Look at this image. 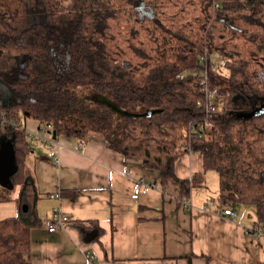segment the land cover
Masks as SVG:
<instances>
[{
  "label": "trees",
  "instance_id": "trees-1",
  "mask_svg": "<svg viewBox=\"0 0 264 264\" xmlns=\"http://www.w3.org/2000/svg\"><path fill=\"white\" fill-rule=\"evenodd\" d=\"M263 67L264 0H0V142H11L16 166L9 184L30 172L33 141L22 119L31 118L55 139L97 134L124 159L175 181L178 202L214 170L216 211L252 205L253 224L264 225V112L238 114L264 98V83L253 81ZM198 69L216 89L210 113L204 76L189 73ZM82 89L118 110L151 113H119ZM205 120L212 126L200 132ZM183 139L190 149H179ZM190 150L203 169L179 178L176 160ZM69 224L83 238L102 232L94 220ZM29 246L18 216L0 220V264H24Z\"/></svg>",
  "mask_w": 264,
  "mask_h": 264
},
{
  "label": "crops",
  "instance_id": "crops-1",
  "mask_svg": "<svg viewBox=\"0 0 264 264\" xmlns=\"http://www.w3.org/2000/svg\"><path fill=\"white\" fill-rule=\"evenodd\" d=\"M22 125L25 129L39 128V122L31 118H23ZM57 141L61 144L57 150L44 142H33L25 180L0 185V220L18 216L29 226L30 246L24 264L264 262V237L252 236L246 230L253 225L254 211L242 205L230 207L234 218L216 211L218 185L216 180L215 190L208 192L207 175L212 174L208 170L204 184L190 191L191 206L184 208L176 199L175 181L162 180L157 170L145 168L139 159H124L97 134L82 142L65 137ZM202 169L201 154L193 150L175 163L179 178H189ZM136 178L155 186L133 199ZM62 189H78L79 194L76 198L53 196ZM55 208L67 214L69 221L64 228L48 232L43 222ZM74 220H94L102 232L98 237L90 232L83 238L69 224Z\"/></svg>",
  "mask_w": 264,
  "mask_h": 264
},
{
  "label": "built area",
  "instance_id": "built-area-1",
  "mask_svg": "<svg viewBox=\"0 0 264 264\" xmlns=\"http://www.w3.org/2000/svg\"><path fill=\"white\" fill-rule=\"evenodd\" d=\"M69 0H65V4H67ZM204 60L203 56L199 57V61L202 62ZM204 78L202 81V90L205 94V99L202 102L203 107L207 113H210L216 109L214 99L216 97V89H210L208 87V81L206 78V70H202V74ZM253 81L264 83V67L260 68L255 75L253 76ZM262 103H264V98L258 99L252 103L250 106L249 111H253L254 109L258 108ZM212 126V123L208 120H205L204 122L200 123L198 126V130L203 132V130L208 129ZM26 132L28 133V137L33 142H44L47 144V147L49 149H55L57 150L61 144L57 141V139L53 138L52 132L50 131V127L48 126V129L39 130V129H26ZM190 149V144L186 140H181L179 142V149ZM155 186V183L147 181L143 178H136L133 181L132 184V192H131V198L136 199L139 197V195L145 191H147L149 188H152ZM53 196L59 198L60 194L57 192L53 194ZM180 204L184 208H189L191 206L190 201L188 200V197H183L180 201ZM224 214H229L231 217H235L236 214L234 211H232L229 208H225L223 210ZM69 221V216L65 213H63L59 208H55L52 215L47 217L43 225L46 228L48 232H53L58 229H62L66 226V223ZM247 232L255 237H264V225L263 224H253L250 227L246 228ZM260 264H264V262H261Z\"/></svg>",
  "mask_w": 264,
  "mask_h": 264
},
{
  "label": "rangeland",
  "instance_id": "rangeland-1",
  "mask_svg": "<svg viewBox=\"0 0 264 264\" xmlns=\"http://www.w3.org/2000/svg\"><path fill=\"white\" fill-rule=\"evenodd\" d=\"M189 73H191V74H202V70H199V69L198 70H191V71H189ZM77 93L79 95L85 96L87 99L91 100L92 102H102L109 109L117 110L119 113H130V114H138V115H149L151 113L148 110H143L142 112L118 110L117 105L115 103L111 102L110 100H108L106 98H103V97L95 94L90 89L78 90ZM214 103L215 104L217 103V101H215V99H214ZM255 110H253V111L244 110V111L238 112V114L242 115L243 117H246V116H249L251 113H253ZM208 171L212 173L209 175V177L207 175V188H208V192L211 193V191L215 190L214 182L217 180V174L214 170H208ZM216 197H217V195L215 196V198ZM210 200H211V197L209 198V201ZM239 205H242V207H246V209H248V210L251 209L254 211V207L252 205H247V204H239ZM246 209H244L242 211L245 216H247V212H248V210H246ZM249 212H251V211L249 210ZM253 218H255L254 214H253Z\"/></svg>",
  "mask_w": 264,
  "mask_h": 264
},
{
  "label": "water",
  "instance_id": "water-1",
  "mask_svg": "<svg viewBox=\"0 0 264 264\" xmlns=\"http://www.w3.org/2000/svg\"><path fill=\"white\" fill-rule=\"evenodd\" d=\"M255 110V109H254ZM264 112V103H262L256 110L251 113L259 114ZM53 138H55V132H52ZM16 166L13 159V147L10 141L3 139L0 142V185L11 186L9 181V175L14 172Z\"/></svg>",
  "mask_w": 264,
  "mask_h": 264
},
{
  "label": "bare ground",
  "instance_id": "bare-ground-1",
  "mask_svg": "<svg viewBox=\"0 0 264 264\" xmlns=\"http://www.w3.org/2000/svg\"><path fill=\"white\" fill-rule=\"evenodd\" d=\"M36 202V201H35ZM57 203V202H56ZM253 241V240H252ZM259 242V241H258ZM259 257H261V256H259ZM18 264V263H17Z\"/></svg>",
  "mask_w": 264,
  "mask_h": 264
}]
</instances>
